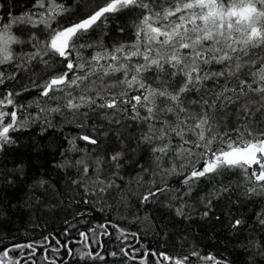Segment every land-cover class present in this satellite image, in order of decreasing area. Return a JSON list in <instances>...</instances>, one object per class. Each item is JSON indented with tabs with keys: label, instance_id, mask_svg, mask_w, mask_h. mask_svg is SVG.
Returning <instances> with one entry per match:
<instances>
[{
	"label": "snow or ice",
	"instance_id": "6c2138e0",
	"mask_svg": "<svg viewBox=\"0 0 264 264\" xmlns=\"http://www.w3.org/2000/svg\"><path fill=\"white\" fill-rule=\"evenodd\" d=\"M37 123L74 132L0 264H238L194 222L264 262V0H0V187Z\"/></svg>",
	"mask_w": 264,
	"mask_h": 264
},
{
	"label": "trees",
	"instance_id": "16d2710c",
	"mask_svg": "<svg viewBox=\"0 0 264 264\" xmlns=\"http://www.w3.org/2000/svg\"><path fill=\"white\" fill-rule=\"evenodd\" d=\"M117 38L119 39L120 37ZM33 95H35L34 92ZM69 132H74V128H65L62 132L59 128H49L46 134H41L39 131V123L34 124L32 128L18 130L21 143L10 150L8 158L3 163H6L8 167L23 163L27 178L17 186L0 187V208H7L9 204L22 201L28 192L27 185L34 176L39 175L41 172L52 173L55 176L53 161L60 159V152L57 145L67 144L66 137L69 135ZM37 144L40 145L39 148H36ZM10 219L13 225L19 227L22 231L25 227L31 226L29 224V214L25 209L12 208ZM178 226L184 227L183 225ZM59 227L58 219L52 220L49 218L48 231H52L53 229L59 230ZM190 230L196 237L202 240V247H206L209 251L232 255L238 261V264H243L246 258L244 251L239 248H233L232 245L233 243L238 244L244 236L239 238L232 236L228 242L227 249H225L226 234L219 230V226H216L218 233V239L216 240L208 239L206 228L198 227L196 222L191 225ZM105 239L107 240V238ZM149 239L151 240V237ZM108 243L110 245V241ZM152 243L155 245V241H152ZM108 259L111 261L110 257ZM261 264H264V262H261Z\"/></svg>",
	"mask_w": 264,
	"mask_h": 264
}]
</instances>
